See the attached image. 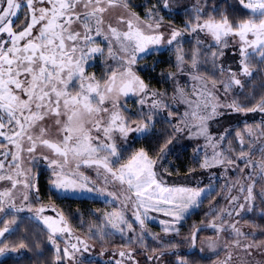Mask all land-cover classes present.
Instances as JSON below:
<instances>
[{
	"label": "snow or ice",
	"instance_id": "snow-or-ice-1",
	"mask_svg": "<svg viewBox=\"0 0 264 264\" xmlns=\"http://www.w3.org/2000/svg\"><path fill=\"white\" fill-rule=\"evenodd\" d=\"M136 7L132 0H0V257L37 264L32 257L48 248L51 264H100L88 240L99 241L103 257L105 242L119 236L130 250L113 251L106 264H141L138 255L145 264H197L179 249L187 242L203 254L197 240L204 228L176 237L211 183L164 178L172 175L164 162L173 142L187 138L203 141L193 149L201 170L238 171L228 206L212 210L207 227L216 238H208L207 250L217 259L225 253L219 264H264L255 260L264 256L255 229L264 233V226L245 219L257 209L264 218V0H148L143 14ZM181 14V25L171 21ZM165 52L172 70L160 75L171 82V95L146 79L163 61H145ZM97 62L99 75L92 71ZM253 113L261 114L255 125L211 131L225 117ZM161 122L168 128L158 130ZM152 137H163L155 156L134 147ZM42 171L59 199L112 204V211L90 213L88 240L75 234L70 215L42 202ZM150 212L169 218L159 221L163 236L147 231ZM242 220L254 230L245 232Z\"/></svg>",
	"mask_w": 264,
	"mask_h": 264
},
{
	"label": "trees",
	"instance_id": "trees-1",
	"mask_svg": "<svg viewBox=\"0 0 264 264\" xmlns=\"http://www.w3.org/2000/svg\"><path fill=\"white\" fill-rule=\"evenodd\" d=\"M152 2L154 3L155 0H152ZM229 2H232V0H229ZM132 3L137 6L136 11L143 14L144 12L143 5L147 4L148 0H132ZM185 18L186 17L183 14L173 15L171 17V21L175 23L176 25H181ZM185 47L187 48L188 45H185ZM170 57H172V53L165 52L162 56L158 54L156 57H152L149 60L145 61V63L149 65H151L153 59H159L163 61V63L160 64V67H158L155 72H152L146 76V79L148 80L152 88L159 89L161 91L167 90L169 95H171L172 84L171 82L164 83L163 77L160 75V72L172 70L170 65L167 63ZM93 69L96 71L98 75L102 71L99 65V62H97V66ZM255 83L257 86L259 85L260 77H257ZM260 94L261 92L259 88H257V93H256L257 98L260 96ZM129 104H132V103L129 102ZM133 111H135V109ZM133 119H135V117H133ZM244 123L245 122H242L241 124H238L234 128H242ZM230 124L232 123H228V125ZM167 128H168V125L164 124L163 122H161L160 124H157L158 130H163ZM233 136H234V133H233ZM161 144H163V137H160V138L152 137L151 139H148V140L141 138L138 142L135 143L134 147L136 148L145 147L149 150L150 154L155 156L158 151V147ZM176 150L177 151H175L174 156H172V164L171 165L166 164L164 167H166L168 171L172 173L171 176L167 175L169 178H174L175 180L177 179L183 180L182 178H185L188 176L189 169L195 168L196 171L200 169L199 163L194 160L193 152L190 147L178 148ZM47 177H48V173L46 171L41 172V175H40L41 200L44 202H53L59 211L63 210L65 214L70 215L72 227L81 235L88 237L87 226L95 220V217L92 216L90 213L95 212L97 213V215H99L100 213L111 209L112 206L103 201L96 200V199H89V198H85V199L78 198L75 201L59 199L57 195L48 188V185L46 183ZM218 195H219L218 189H215L214 191H212L211 194L208 195V198L203 200L200 206V209L198 211L193 212L185 220L181 229L183 232L186 233V235H189L193 231V226L196 227L200 224H207L211 221L214 215L209 214L206 210H204V208L210 205L211 203L215 202L216 199L218 198ZM245 219L250 220V221H255L256 224L264 226V218L260 217L259 209L255 211L253 215L246 216ZM81 221H83L84 227H81ZM28 227L30 231L35 230L32 225H28ZM257 230L260 232L259 229ZM200 235L208 236V235H212V233L208 232L207 229H204V231L200 232ZM258 238L264 239V233H260V236H258ZM13 239H15V237ZM31 239H34V237L30 236V240ZM111 240H113L115 245L120 246L123 243V241L117 236L112 238ZM96 242H99V241H96ZM155 246L156 245H150L149 249ZM180 254L186 255L189 258L194 259L197 262V264H212L213 260H216L217 258V257H204L196 251L182 252ZM170 258L173 259L172 257ZM16 259H18V257H14V256L5 257L3 259H0V264H13V261ZM32 259L36 260L37 264H51V261L53 259V253L48 248H45L43 256L32 257Z\"/></svg>",
	"mask_w": 264,
	"mask_h": 264
},
{
	"label": "rangeland",
	"instance_id": "rangeland-1",
	"mask_svg": "<svg viewBox=\"0 0 264 264\" xmlns=\"http://www.w3.org/2000/svg\"><path fill=\"white\" fill-rule=\"evenodd\" d=\"M192 2H193V0H180L181 5L190 4ZM226 59L229 60V61L233 59V57L231 56V52L230 51H229L228 56H226ZM92 71H95V70L92 69ZM128 107L131 108L132 110L135 109V105L134 104H129ZM182 110L183 109L181 108V111ZM260 120H261V114H259V113L248 114L247 116H236V115H233V116H230V117H225L223 120H221L218 123L217 122H214L212 124L211 131L213 133H219L220 131L223 130L224 127L229 126L228 123H232L230 125H232L231 127L234 128L235 126H237L238 124H241L242 122H248V124L255 125V124L259 123ZM233 124H235V125H233ZM243 126H242V128H243ZM197 143H201L202 144L203 141L202 140H200V141L189 140L187 138H179V142L174 141L173 142V145L171 146V148H172L171 154L167 156V160L164 162V166L166 164H170V165L172 164V156H174L175 151H177L176 149L190 147L192 149V152H193V149H194V147H195V145ZM202 158H203V156L201 155V158L200 159L202 160ZM196 162H198V161H196ZM85 171H86V174L87 175H90L93 178H95L94 172H92L91 170H85ZM213 173L215 174L214 177L211 180H209L210 174H213ZM192 175H193V177L195 179L189 178L187 176L185 178H182L183 180H178V179L175 180L174 178H169L167 175H165L164 178L168 182V184H182V183H188L190 185L191 184H199L200 187H205V188L208 187V185L211 183L212 191H214L215 189H218L219 190V195H218V198L216 199V201L213 202V203H211L210 205H208V206H206L204 208V210H206L211 215H214V212L212 211L214 208L215 209H219V208L227 207L228 206V201H227V199H225V197L227 195H229L228 187L233 182H235L237 180L238 171L229 169V171L226 174H223V169L220 168V167H216V168L209 169L208 171H204V170L199 169L198 171H195ZM201 181H202V183H201ZM257 189H259V185L257 186ZM230 194L231 195H237V192H236L235 189H233ZM88 198L89 199L100 200V201H103L105 203H108V204H110L112 206L111 203L105 201L102 198H92V197H88ZM42 202L46 206H48L49 208L54 207L57 212L59 211L56 208V206L54 205L53 202H44V201H42ZM117 205H118V202H117ZM199 209H200V207L198 209L193 210V212L198 211ZM112 210H113V207H111V209H109L107 211H112ZM192 213H190L189 216ZM254 213H255V211L252 214H250V215H253ZM45 215L55 216V212L47 211V212H45ZM129 215H131L130 212H129ZM149 216L152 217L153 219H149L146 222L147 231H149L151 233H157V234H160L161 236H163L164 234L161 231V229H162L163 226L159 223V221L160 220H166V219H169V218L168 217H165L162 212H150L149 213ZM247 216H249V215H247ZM213 220H214V217H212V219H211L210 222H213ZM184 222H183V224H184ZM215 222L216 223H219L218 220L215 221ZM209 223H207V224H209ZM207 224H200V225L196 226V228L203 227L204 229H207L208 232H211L212 233V235H208V236H202L199 233L198 234V240H197V248H199L201 246V242H204L205 252L203 254H200V253L199 254L202 255V256H204V257H216L214 253H212V252H210V251L207 250V240H208V238L209 237H212L213 239L216 238L215 235H214L213 230L211 228H208L207 227ZM240 226L243 228V230L245 232H251V231L254 230L253 228H251L250 226H248L247 224H245L243 222V220L241 221V225ZM255 230L257 231V236H260V233L261 232H259L257 229H255ZM73 231L75 232L76 235L80 236L81 238H83L85 240H88V237L87 236L81 235L74 228H73ZM129 235H131V234H129ZM136 235H139V228H137ZM224 235L225 234H223V233L221 234L222 237ZM185 236H188V235H186V233L183 232L182 229H181V235L179 237H176V239L177 240H182ZM117 237H119V236H117ZM167 238L168 239H171L172 237L169 236ZM145 242L148 244L149 248H150V245H155V242L152 241L151 237H147ZM88 243L89 244H92V243H95L96 244V247L94 249V255L91 258L94 261L95 260H99L100 263H102V264H106V261L111 256V253L113 251L119 252V251H122V250L123 251L130 250V249H127V248H121L119 245H115L114 242H113V240H108L104 244V248L108 249V251L105 253V255L103 257H100L98 255L99 252L101 251L100 243L99 242H96V241L93 242L92 240H88ZM221 243H223V240H221ZM61 246H63V245H61ZM131 247H136V245L133 244ZM192 251H195V250L194 249H190L187 242L182 243L181 244V247L179 249V252L180 253H182V252H192ZM151 254H152L151 251H149L148 252V255H151ZM224 256H225V253L223 251H221L219 258L218 259L216 258L217 264H219V261L220 260H223L224 259ZM5 257H9V256H3V257H0V259H3ZM14 257H16V256H14ZM116 258L119 259L118 256ZM137 259H139L141 261V264H145L144 256L143 255H138L137 256ZM165 260H171V258L170 257H165ZM255 260H257V261H264V256H261L259 254H255Z\"/></svg>",
	"mask_w": 264,
	"mask_h": 264
}]
</instances>
